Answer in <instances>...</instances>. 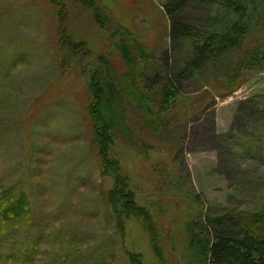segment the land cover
I'll list each match as a JSON object with an SVG mask.
<instances>
[{"label":"rangeland","instance_id":"obj_1","mask_svg":"<svg viewBox=\"0 0 264 264\" xmlns=\"http://www.w3.org/2000/svg\"><path fill=\"white\" fill-rule=\"evenodd\" d=\"M210 1L197 0L177 17L192 31L210 32L207 21L221 8ZM96 2L0 0V197L9 192L8 205L20 200L19 212L30 214L24 222L0 221V264H133L134 256L142 264H207L191 233L206 236L208 215L264 214V64L216 98L207 86L226 76L227 61L183 79L178 98L190 109L168 117L162 137L158 126L142 125L132 103H121L102 173L89 110L93 71L108 63L123 78L119 48L132 40L151 57L143 84L160 91V65L167 76L186 71L195 43L171 41V0ZM261 15L253 18L254 37L264 34ZM67 36L84 46L64 58ZM116 107L111 103L112 112ZM122 184L146 210L162 256L146 221L122 213Z\"/></svg>","mask_w":264,"mask_h":264},{"label":"trees","instance_id":"obj_2","mask_svg":"<svg viewBox=\"0 0 264 264\" xmlns=\"http://www.w3.org/2000/svg\"><path fill=\"white\" fill-rule=\"evenodd\" d=\"M196 1L171 0L166 6V12L171 17L172 23L171 41L175 43L182 39L194 41L195 49L187 70L175 77L167 76L166 73L169 69L160 65V71L156 74L161 86L160 91L157 84L154 86L149 83L143 84L142 73L145 69L150 68L151 57L147 48L135 45L131 38L130 43L120 45L119 48L127 68L122 76L129 82L128 85H126L124 77L116 78L115 72L108 63L106 66H101V72L93 71L92 79L94 81L89 88L92 103L89 110L95 119L94 126L99 134L102 173L108 170V164L110 165L111 162L108 159L109 144L113 137L110 131L115 126L114 115L121 118L123 107L121 103H125L127 100L132 103L136 111H139V114L143 116L142 125L149 129L158 126V135L160 136L165 128L170 126L171 120L177 118V115L174 114L179 113L180 116L183 107L190 109V106H183L178 98L183 79L192 78L213 61L222 60L223 63L227 61L230 69L227 68L226 76L210 82L207 86L206 95H213L216 98L217 95L223 96L238 89L255 66L264 64V34L254 37L252 24L256 14H262L260 18L263 16L264 0H225L223 3L217 0L210 1L209 3L221 7L218 9L219 12H215L207 21V24L212 28L210 32L206 30L192 31L177 17L181 10ZM82 2L91 8L97 4L96 0H82ZM258 6L261 7L260 11L257 9ZM95 18L101 27L106 26L101 19L100 10H97ZM67 37L68 41L62 45L64 58L72 51H77V48L81 46L80 43L73 41L69 36ZM139 66L140 68L137 70ZM120 79L124 82V86L120 85ZM102 86L107 90V96ZM113 102L119 104L121 108L116 107L112 112L111 103ZM195 104L198 106L195 108L196 105H192L194 107L191 112L193 116H196L205 106L204 100ZM168 117L173 118L165 122ZM122 185L124 192L126 185ZM9 199V192L1 193L0 221H9L12 217L19 216L22 218L19 222H24L30 215L27 208H23L24 211L19 212L21 209L17 207H21L20 200L14 206H10L8 205ZM123 204V214H134V216L141 217L143 222L145 220L146 225H149L146 210L137 206L131 193L126 191L125 194L124 192ZM238 216V218L230 216L229 213L221 216L208 215L207 224L202 231L206 236L199 240L200 238L191 233V242L198 246L207 264H264V227L260 226L261 229L256 227L259 225L257 223H264V214L253 216V218L251 216V219L247 215L239 214ZM149 229L151 230L150 225ZM154 233L152 231L153 250L162 256L158 239ZM197 239L199 241H196ZM133 264H142L139 256L133 257Z\"/></svg>","mask_w":264,"mask_h":264}]
</instances>
